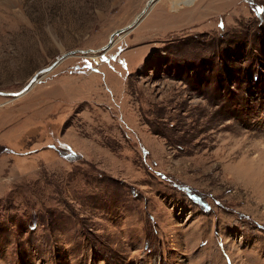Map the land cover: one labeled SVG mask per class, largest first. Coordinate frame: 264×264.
Here are the masks:
<instances>
[{"label":"rangeland","instance_id":"1","mask_svg":"<svg viewBox=\"0 0 264 264\" xmlns=\"http://www.w3.org/2000/svg\"><path fill=\"white\" fill-rule=\"evenodd\" d=\"M146 1L0 0L1 93L70 53L0 96V264H264V0Z\"/></svg>","mask_w":264,"mask_h":264},{"label":"water","instance_id":"2","mask_svg":"<svg viewBox=\"0 0 264 264\" xmlns=\"http://www.w3.org/2000/svg\"><path fill=\"white\" fill-rule=\"evenodd\" d=\"M155 1L157 0H147L144 7L142 8V10L140 11V13L134 18V20L127 26H125L124 28L117 30L115 32H113V34L111 35V38L114 36H117L118 34L131 29L133 27V25L135 24V22L138 20L139 17H141L149 8V6H151ZM110 38V40H111ZM70 55V53L68 54H62L61 56H59L53 63H51L49 66L37 71L27 82V84L18 92L16 93H1L0 92V96H12V97H18L20 95H22L27 89H29V87L36 81L37 77L39 75H42L44 73H47L48 71H50L57 63H59L62 59H64L66 56Z\"/></svg>","mask_w":264,"mask_h":264},{"label":"snow or ice","instance_id":"3","mask_svg":"<svg viewBox=\"0 0 264 264\" xmlns=\"http://www.w3.org/2000/svg\"><path fill=\"white\" fill-rule=\"evenodd\" d=\"M255 10H256L257 12H262V11H264V8H259V7H257Z\"/></svg>","mask_w":264,"mask_h":264},{"label":"crops","instance_id":"4","mask_svg":"<svg viewBox=\"0 0 264 264\" xmlns=\"http://www.w3.org/2000/svg\"><path fill=\"white\" fill-rule=\"evenodd\" d=\"M178 1V0H177ZM201 9V7H199V10ZM206 10L203 8V11L201 10V11H199V13L200 12H205ZM200 16V15H199Z\"/></svg>","mask_w":264,"mask_h":264},{"label":"flooded vegetation","instance_id":"5","mask_svg":"<svg viewBox=\"0 0 264 264\" xmlns=\"http://www.w3.org/2000/svg\"><path fill=\"white\" fill-rule=\"evenodd\" d=\"M149 9V8H148ZM204 34V33H203ZM203 34L199 33V36H202Z\"/></svg>","mask_w":264,"mask_h":264}]
</instances>
